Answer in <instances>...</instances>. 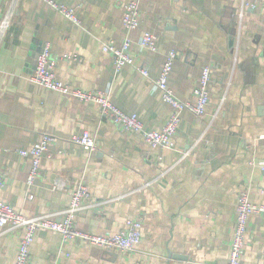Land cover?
<instances>
[{
    "label": "crops",
    "instance_id": "0c3cea01",
    "mask_svg": "<svg viewBox=\"0 0 264 264\" xmlns=\"http://www.w3.org/2000/svg\"><path fill=\"white\" fill-rule=\"evenodd\" d=\"M136 1L139 26L127 33L122 7ZM12 0H0V21ZM71 8L79 26L38 0H19L0 43V202L24 216L59 219L71 189L80 180L91 204L78 215L77 227L98 235L117 233L128 220L142 223L134 253L103 251L89 245H62L57 234L39 232L28 264H224L235 225L239 192L264 206V6L249 0H59ZM142 33L155 36L157 52L141 51ZM128 37L134 65L114 72L101 53L103 42ZM48 46L56 79L83 91L109 94L144 130H159L170 115L158 92L136 72L159 76L166 54H178L168 85L183 102L208 66L209 101L205 116L189 113L171 148L151 149L133 133H120L82 104L29 81L35 60ZM212 115L216 118L212 120ZM87 131L96 150L88 155L73 142ZM59 140L41 159L31 187L30 161L17 151L34 145L41 134ZM185 155V156H184ZM57 178L66 189L52 192ZM148 184V186H145ZM16 234L0 231V264H14ZM242 264H264V213L247 222Z\"/></svg>",
    "mask_w": 264,
    "mask_h": 264
},
{
    "label": "built area",
    "instance_id": "2783aa9c",
    "mask_svg": "<svg viewBox=\"0 0 264 264\" xmlns=\"http://www.w3.org/2000/svg\"><path fill=\"white\" fill-rule=\"evenodd\" d=\"M19 0H12L7 15L0 21V43L14 16L16 5ZM47 8L57 12L68 22L79 26V20L73 10L59 0H38ZM251 4L246 7L257 9L264 6V0H249ZM122 27L129 33L139 26V9L136 1H129L122 7ZM141 51L151 53L157 52L156 38L150 33H142L138 41ZM132 42L128 37L123 40L106 41L101 43L100 50L111 59L115 73L125 67L134 65L130 53ZM178 54L171 50L163 61L159 76L150 80L148 71L144 67H137L136 72L150 82L151 92H158L160 99L170 108V115L159 130L146 131L135 114H126L118 109L110 100L109 94L100 91H83L76 89L56 79L55 61L51 56L50 49L45 46L37 55L35 69L29 81L40 88L58 93L62 96L72 98L82 104H93L98 108L100 117L111 121L120 133H133L140 135L142 141L151 149L171 148L174 146L173 139L183 113H189L196 118L205 116V109L209 101L208 84L211 78V69L205 66L201 70L198 85L193 90L194 102H183L177 99L168 85L169 75ZM216 115H212V120ZM59 139L56 136L43 133L38 141L28 149L17 151L22 158L30 161V169L26 176V184L31 187L39 173L41 159L48 153L50 146ZM73 142L80 146L88 155L96 150L94 138L87 131L81 136L75 137ZM185 156V155H184ZM259 169L264 172V163L259 164ZM145 186H148L146 184ZM3 187V179L0 176V189ZM66 189L65 181L57 178L51 184L52 192H62ZM88 187L83 180L75 184L71 189L70 200L61 217L57 220L49 215L28 217L14 209L10 203L0 202V231L16 234L18 247L14 264H28L30 260V247L39 232L57 234L62 245L66 243H77L89 245L103 251L117 252L121 254L134 253L142 238V223L140 220H128L115 234L98 235L80 230L77 227L78 215L91 204ZM264 213V206H255L250 203L248 195L239 192L235 204V225L233 237L229 247L228 261L224 264H242L241 254L245 247L247 222L252 215Z\"/></svg>",
    "mask_w": 264,
    "mask_h": 264
}]
</instances>
